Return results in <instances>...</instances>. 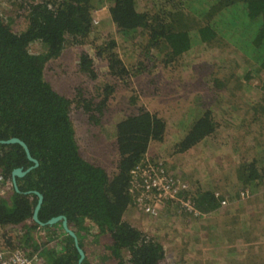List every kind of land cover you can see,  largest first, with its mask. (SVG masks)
Returning <instances> with one entry per match:
<instances>
[{
  "label": "trees",
  "instance_id": "obj_1",
  "mask_svg": "<svg viewBox=\"0 0 264 264\" xmlns=\"http://www.w3.org/2000/svg\"><path fill=\"white\" fill-rule=\"evenodd\" d=\"M143 1L149 7L141 8L139 2ZM12 2L19 5L18 16H23L25 27H17L16 16L0 5V140H23L38 166L16 178L18 191L12 189L10 195L0 197L3 244L20 248L27 255L37 250L42 258L39 264H78L79 252L61 222L41 226L32 219L38 199L34 191H38L43 196L38 219L45 223L54 216L66 217L85 254L81 264H167L163 246L124 219L134 200L128 191L130 170L145 159L151 142L162 141L165 120L144 107L118 120L114 138L119 159L116 172L109 175L81 153L71 118L76 100L52 88L45 77L46 65L62 55L66 43L82 44L97 33L103 36L95 45L96 54L107 60L108 72L118 79L129 70L115 51L117 35L130 41L133 48L138 47L154 65L161 62L164 68L175 67L183 58L200 56L206 48L228 47L231 54L209 78L216 81L212 86L215 90L229 89L233 78L253 90L256 101L252 94H241L245 98L241 124L249 126L264 112V0ZM105 5L109 17L97 25L94 14ZM34 44L40 49L31 52L29 46ZM92 58L82 52L78 66L93 80L97 73ZM134 69L143 70L141 66ZM224 69H230L231 75L220 78ZM112 89L105 85L106 93ZM106 101L105 95L96 109L102 111ZM91 106L86 103L84 111L89 112ZM220 128V119L205 109L182 132L174 152H184L208 136H217ZM262 152L255 150L249 159H240L236 167L238 184H234L237 191L245 189L247 195L250 189L264 195ZM31 165L21 145L0 143V174L4 180H11L13 169L26 170ZM192 198L196 210L210 212L220 207L218 196L209 189L198 190ZM263 209L255 213L257 220ZM260 227L264 231V224ZM37 229L54 239L53 245L41 244L35 236ZM94 255L97 259L92 263Z\"/></svg>",
  "mask_w": 264,
  "mask_h": 264
},
{
  "label": "rangeland",
  "instance_id": "obj_2",
  "mask_svg": "<svg viewBox=\"0 0 264 264\" xmlns=\"http://www.w3.org/2000/svg\"><path fill=\"white\" fill-rule=\"evenodd\" d=\"M139 4L141 8L149 5L147 1ZM0 5L16 16L17 27H25L23 16H18L21 14L19 5L12 0H0ZM106 17L107 5L95 12L93 22L99 25ZM102 36L97 33L82 44L66 43L62 55L45 68V77L52 88L79 102V106L76 101L72 105L71 118L83 156L103 167L109 175L116 172L119 154L114 138L115 125L136 108L144 107L163 118L166 124L162 141L151 142L144 155L148 173L152 175L154 167L163 164L165 173L177 183L186 185L182 193H187L188 197L195 196L200 189H209L220 201L219 208L210 212L197 209L199 214L195 215V212L181 209L179 202L160 203L155 197H149L152 201L148 203L156 206L155 214L137 209L132 202L124 219L163 246L167 264H264V231L260 227L264 224V214L258 220L255 214L264 208V195H257L250 189L246 195L241 188L238 193L234 186L238 184L236 167L240 159L246 156L249 159L255 150L263 151L264 155V112L258 122L242 125L245 98L241 94H252L256 101L253 90L239 85L234 78L227 85L229 89L215 90L212 86L216 81L209 78L231 54L230 48H206L200 56L192 55L183 58L175 67L164 68L159 61L154 65L138 47L133 48L130 41L117 35L115 51L129 70L128 75L118 79L108 72L107 60L96 54L95 45L100 44ZM39 47L34 44L29 49L36 52ZM84 51L93 57L97 73L93 80L79 71V56ZM136 66L143 70H133ZM219 75L220 78L231 75V70L224 69ZM107 84L113 89L106 93ZM105 95L107 101L102 111L97 110ZM88 102L91 110L85 112L84 105ZM205 109H210L222 122L217 136H208L184 152H174L182 132ZM262 155L256 154L258 158ZM35 236L41 244L53 245L55 241L42 229H37ZM1 237L2 234L0 241ZM17 250L26 254L20 248ZM30 253L35 255L37 250ZM96 259L95 255L91 257L92 263Z\"/></svg>",
  "mask_w": 264,
  "mask_h": 264
},
{
  "label": "built area",
  "instance_id": "obj_3",
  "mask_svg": "<svg viewBox=\"0 0 264 264\" xmlns=\"http://www.w3.org/2000/svg\"><path fill=\"white\" fill-rule=\"evenodd\" d=\"M94 23L95 22L94 20ZM155 165V164H153ZM147 162L140 161L135 167L130 170L129 180V192L135 197L133 200L134 206L141 211L148 214H155L156 206L149 204V197H155L157 202L171 204L178 203L181 209L190 212H195V215L199 213L195 210L194 200L187 195L183 196L182 191L186 188V185L177 183L174 178L169 176L163 170L162 167L155 166L154 173L151 175L148 173ZM148 173V174H147ZM14 184L9 180H4L0 175V197L5 196L13 189ZM40 258L38 254L27 255L17 249H9L3 244V240L0 241V264H39Z\"/></svg>",
  "mask_w": 264,
  "mask_h": 264
},
{
  "label": "water",
  "instance_id": "obj_4",
  "mask_svg": "<svg viewBox=\"0 0 264 264\" xmlns=\"http://www.w3.org/2000/svg\"><path fill=\"white\" fill-rule=\"evenodd\" d=\"M0 143L2 144H14V143H18L20 144L25 153H26V156L27 158L33 162V165H31L29 168H27L26 170H23V168H15L12 170L11 172V178H12V181L14 183V189L15 191H18V187H17V182H16V178H20V177H23L28 171L34 169L35 167L38 166V161L32 157V155L30 154L29 152V149H28V146L26 145V143L17 138V137H12V138H9V139H6V140H0ZM34 193L37 195V203L35 205V208H34V211H33V214H32V219L35 221V222H38L41 226H44L46 224L48 225H53V224H56L58 222H61V225H62V228L63 230L68 233L74 240V243H75V246L79 252V259H78V264H81L82 263V260L84 259V251L83 249L79 246L78 244V238L75 234V232L73 230H71L68 225H67V219L64 215H58V216H54L52 218H50L47 222H41L39 219H38V211L41 207V204H42V201H43V196L42 194H40L38 191H34Z\"/></svg>",
  "mask_w": 264,
  "mask_h": 264
},
{
  "label": "clouds",
  "instance_id": "obj_5",
  "mask_svg": "<svg viewBox=\"0 0 264 264\" xmlns=\"http://www.w3.org/2000/svg\"><path fill=\"white\" fill-rule=\"evenodd\" d=\"M1 175V174H0ZM2 176V175H1ZM9 181H11L12 183H13V181H12V178H11V180H9ZM14 184V183H13ZM13 189H14V187H13Z\"/></svg>",
  "mask_w": 264,
  "mask_h": 264
},
{
  "label": "crops",
  "instance_id": "obj_6",
  "mask_svg": "<svg viewBox=\"0 0 264 264\" xmlns=\"http://www.w3.org/2000/svg\"><path fill=\"white\" fill-rule=\"evenodd\" d=\"M108 6V5H107ZM107 17H109L108 11H107Z\"/></svg>",
  "mask_w": 264,
  "mask_h": 264
},
{
  "label": "flooded vegetation",
  "instance_id": "obj_7",
  "mask_svg": "<svg viewBox=\"0 0 264 264\" xmlns=\"http://www.w3.org/2000/svg\"><path fill=\"white\" fill-rule=\"evenodd\" d=\"M18 144V143H17ZM20 145V144H19ZM33 157V156H32ZM34 158V157H33ZM17 168H19V167H17ZM21 168V167H20Z\"/></svg>",
  "mask_w": 264,
  "mask_h": 264
}]
</instances>
